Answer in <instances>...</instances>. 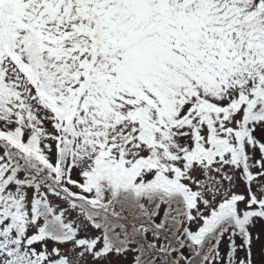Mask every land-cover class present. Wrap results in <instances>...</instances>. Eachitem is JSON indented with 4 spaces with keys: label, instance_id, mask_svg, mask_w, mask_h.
<instances>
[{
    "label": "snow or ice",
    "instance_id": "snow-or-ice-1",
    "mask_svg": "<svg viewBox=\"0 0 264 264\" xmlns=\"http://www.w3.org/2000/svg\"><path fill=\"white\" fill-rule=\"evenodd\" d=\"M0 264H264V0H0Z\"/></svg>",
    "mask_w": 264,
    "mask_h": 264
}]
</instances>
